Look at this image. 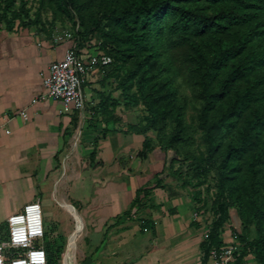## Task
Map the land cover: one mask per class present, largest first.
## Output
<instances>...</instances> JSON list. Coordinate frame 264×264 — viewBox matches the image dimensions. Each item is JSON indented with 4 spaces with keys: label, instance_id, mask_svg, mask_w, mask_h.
Segmentation results:
<instances>
[{
    "label": "crops",
    "instance_id": "1",
    "mask_svg": "<svg viewBox=\"0 0 264 264\" xmlns=\"http://www.w3.org/2000/svg\"><path fill=\"white\" fill-rule=\"evenodd\" d=\"M72 43L40 26L17 22L10 29L0 22V182L9 196L8 202L0 197V230L40 197L46 214L56 205L58 218L45 241L50 264L55 258L64 264H207L209 213L167 167L166 151L155 145L139 155L153 134L123 126L128 109L112 65L89 73L83 113L63 115L62 103L52 98L33 103L44 92L50 65ZM79 49L85 57L101 51L87 44ZM21 182L34 194L15 201ZM141 189L148 191L132 207ZM224 228L223 239L230 240L233 230ZM235 264L259 263L251 253Z\"/></svg>",
    "mask_w": 264,
    "mask_h": 264
},
{
    "label": "trees",
    "instance_id": "2",
    "mask_svg": "<svg viewBox=\"0 0 264 264\" xmlns=\"http://www.w3.org/2000/svg\"><path fill=\"white\" fill-rule=\"evenodd\" d=\"M46 1L35 0L40 9L33 13L30 0H0V22L10 29L17 22L40 26ZM48 2L54 22L65 15L84 26L75 39L78 48L85 46L82 34L99 32L100 42L89 45L113 59L111 75L118 81L122 104L126 109L142 105L146 112L143 122L128 130L155 131L162 150L193 159L188 174L197 180V200L205 202L199 209L213 217L204 257L208 259L211 247L225 243L224 227L235 209L242 223L257 231L253 240L233 232L242 244L236 262L252 253L264 264V0ZM180 76L202 103L198 127L206 147L199 155L187 149L192 136L178 104ZM154 146L147 136L139 155ZM211 175L212 184L207 182ZM147 191H137L132 207Z\"/></svg>",
    "mask_w": 264,
    "mask_h": 264
},
{
    "label": "built area",
    "instance_id": "3",
    "mask_svg": "<svg viewBox=\"0 0 264 264\" xmlns=\"http://www.w3.org/2000/svg\"><path fill=\"white\" fill-rule=\"evenodd\" d=\"M112 62L113 59L102 51L85 57L73 38L64 57L50 65L49 73L44 79V92L33 103L52 98L62 103L60 113L63 115L83 113L86 110L84 84L89 73L94 68L107 66ZM20 114L26 115V109ZM199 217L200 211H196L194 219L198 220ZM212 221V214H209L205 223L204 240L210 238ZM7 224L8 239H5L0 230V264H50L45 242H40L46 237V228L43 206L39 200L27 204L21 213L11 215ZM224 242L220 247L210 248L207 264L236 263L242 247L238 234L233 233L230 240ZM8 249L16 250L14 257L10 258L6 252Z\"/></svg>",
    "mask_w": 264,
    "mask_h": 264
},
{
    "label": "rangeland",
    "instance_id": "4",
    "mask_svg": "<svg viewBox=\"0 0 264 264\" xmlns=\"http://www.w3.org/2000/svg\"><path fill=\"white\" fill-rule=\"evenodd\" d=\"M34 2L35 0H30L29 5L33 6L35 4ZM53 6H52L53 8L55 9L57 8V4L53 3ZM33 8H34L33 13H35L37 10L40 9L38 4L34 5ZM40 28L46 29V32H48L47 30H53L55 33L58 34V36H62V37H69V35H71L70 38H75V39L78 37L77 36L78 31L80 32L84 31L83 25H80V26L75 25L65 15H60L59 20L54 22L53 9L51 8L48 0L46 1V9L43 10L42 23L40 24ZM81 40L83 41L82 43H84V45L86 46V44L89 45L90 42H91L90 45L96 44V43L98 44L101 39H100L99 32H95L93 35L91 34L83 35L82 34ZM177 84L179 86V98H180L178 100V104H181L184 108L183 111H184L185 123L188 126L189 131L192 136L191 144L190 146L187 147V149L190 150L192 155H199V151H204L206 147L205 142L203 141V132L198 127L199 114H200V109L202 107V103L199 100H197L195 96L194 88L192 87V85L190 84V82L187 80L185 76H180L177 79ZM124 112L128 113V119H126L125 124L123 125L127 129L130 124H140L141 122H143L144 117L146 116V112L144 111V108L142 105L135 107V108L128 109V110H124ZM150 133L153 134L152 139L154 140L155 145H157V140H156L157 133L155 131H150ZM166 157H167L166 161L168 163L167 167H170L171 171H173L177 177H179L178 176L179 173L182 174L179 177V179H181L180 181H182V185H185L186 181L191 182L185 185L184 187L190 190L195 200H197V197H198L197 192H198L199 187H196L194 184L196 183L197 180L195 179L194 181H191L192 177L188 174V172H190L189 168H191V164H192L191 162L193 159L192 158L187 159L185 156L176 158L173 150L166 151ZM191 171L194 172V169H192ZM207 182H209L210 184L214 183V180L212 179V175L209 176V178L207 179ZM3 186H4L3 182H0V192H2L0 193V197L1 195H3L1 198H4V201L8 202L9 196H6ZM203 187L207 189L208 183L204 184ZM204 188H202V190H204ZM17 192H18V195L14 194V197H13L15 201L22 200V197L27 194L30 195L31 190L28 187V183L27 184L23 182L18 183ZM31 194H34V193H31ZM36 194L39 195L40 193L36 192ZM203 195L206 196V193L204 192ZM37 199L42 204L40 197H38ZM206 200H208V198ZM199 203H201V205L203 206L205 202H199ZM72 205L76 208L79 207V204L75 200L72 201ZM57 206H60V205H57ZM67 209L69 208L63 207L62 209L64 210L65 214H67L66 213ZM22 211L23 209H20L18 213H21ZM47 211L49 212L48 214H46V208L45 206H43L46 237L44 240H40V242L42 243L49 239L48 232L52 233L55 231L57 220H58L57 213H56V205L49 206L47 208ZM230 213H231V220H229L225 224V227H227L229 231L233 230L231 231L232 234H230V237L233 235V232L235 230H237L238 233H241V232L245 233L248 239L250 240H253L257 237V231L254 225H247V226L244 225L242 221L240 220L238 213L236 212L235 209H232ZM2 230L5 231L4 233L5 239H8V234H7L8 224L7 223L3 224L1 231ZM15 251H16L15 249H10V250L8 249L6 252L10 255V258H11V257H14ZM59 254L60 252L56 254L55 256ZM54 262L55 264H64V261L62 260V262L60 263V260L58 258H55Z\"/></svg>",
    "mask_w": 264,
    "mask_h": 264
}]
</instances>
